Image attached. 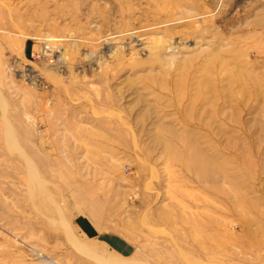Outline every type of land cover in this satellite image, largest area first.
<instances>
[{"label": "rangeland", "instance_id": "374dc122", "mask_svg": "<svg viewBox=\"0 0 264 264\" xmlns=\"http://www.w3.org/2000/svg\"><path fill=\"white\" fill-rule=\"evenodd\" d=\"M0 264H264V0H0Z\"/></svg>", "mask_w": 264, "mask_h": 264}]
</instances>
